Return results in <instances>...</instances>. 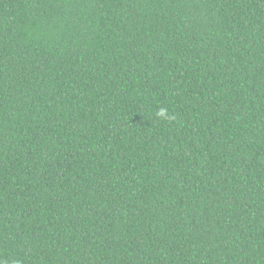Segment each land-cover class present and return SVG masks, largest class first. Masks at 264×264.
Returning <instances> with one entry per match:
<instances>
[{
  "label": "trees",
  "instance_id": "16d2710c",
  "mask_svg": "<svg viewBox=\"0 0 264 264\" xmlns=\"http://www.w3.org/2000/svg\"><path fill=\"white\" fill-rule=\"evenodd\" d=\"M0 264H264V0H0Z\"/></svg>",
  "mask_w": 264,
  "mask_h": 264
},
{
  "label": "clouds",
  "instance_id": "9594fccd",
  "mask_svg": "<svg viewBox=\"0 0 264 264\" xmlns=\"http://www.w3.org/2000/svg\"><path fill=\"white\" fill-rule=\"evenodd\" d=\"M156 115L160 118H169L168 117V110L166 108H160L157 112H156ZM174 118V117H172Z\"/></svg>",
  "mask_w": 264,
  "mask_h": 264
}]
</instances>
